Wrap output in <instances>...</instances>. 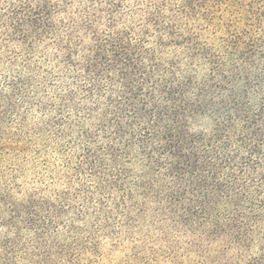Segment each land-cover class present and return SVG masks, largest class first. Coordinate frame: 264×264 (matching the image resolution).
Here are the masks:
<instances>
[{
	"label": "trees",
	"instance_id": "trees-1",
	"mask_svg": "<svg viewBox=\"0 0 264 264\" xmlns=\"http://www.w3.org/2000/svg\"><path fill=\"white\" fill-rule=\"evenodd\" d=\"M171 49L183 65L166 59ZM201 68L212 75L198 79ZM229 70L246 85L215 80V99L207 86ZM163 75L203 85L201 106L221 121L196 145L184 126L166 128L162 146L175 149L157 151L148 176L179 169L187 183L136 194L126 142L93 127L82 103L91 90L112 94L120 77V112L145 121L148 82ZM254 101L259 129L245 141L248 132H233ZM73 113L87 127L73 130ZM262 121L264 0H0V264H95L121 219L193 235L200 242L189 243L217 247L223 263L264 264Z\"/></svg>",
	"mask_w": 264,
	"mask_h": 264
},
{
	"label": "rangeland",
	"instance_id": "rangeland-1",
	"mask_svg": "<svg viewBox=\"0 0 264 264\" xmlns=\"http://www.w3.org/2000/svg\"><path fill=\"white\" fill-rule=\"evenodd\" d=\"M165 57L166 59L174 58L178 64L181 63L182 65L186 62L185 54L180 50H167ZM202 74L212 75V71L201 68L198 79H201ZM237 75L244 76V73L235 74L230 70L220 71L213 82L207 86L212 89L215 88L213 93L211 89L212 95L216 96L215 99L221 97V89H218L219 86L216 81H220L225 76H227L225 80H230L231 77L239 80L240 88L246 85L243 80L237 78ZM128 77L132 78L134 84L138 81L137 77L132 74ZM115 78L120 80V84L112 94L111 90L106 87L103 90H91L82 105L90 109L94 115L93 127H102L104 135L110 139L116 138L126 142L124 145L126 149L122 158L127 165V180L133 183L132 189L138 194L145 193L150 188H174L186 184L187 177L180 173L179 169L172 172L171 168H168L153 178H149L148 169L150 168L149 165H153L151 162L154 161L157 151L160 152V149L163 148L165 150L175 149L162 146L164 141L169 138L165 132L166 128L172 130L178 125L184 126L188 134L194 138L192 142L195 145L206 142L216 133V123H219L221 118L215 116L211 108L201 106V98L197 97L198 88L201 89L203 85H191V88L190 85L183 86L181 84L183 83L182 78L178 77L172 78L174 79L172 84L170 82L172 79L168 75L150 79L153 83L149 81L147 88L153 91L147 100L151 103L145 105L147 116L145 121L140 122L137 117L127 120V115L120 112L121 101L123 102L124 97L128 95V90L120 77ZM179 84L180 89L187 91H180L177 87ZM249 93L253 95L255 91L250 90ZM255 109H260L255 106V101L243 106L241 116L243 120L238 122L234 120L237 122V127L233 132L235 137L238 136L239 132H248L249 135L245 139L248 141L250 133L254 129H259L256 127L260 120V112L255 115ZM74 115L75 113L72 117L70 116V121L74 124L73 130L83 126L87 127L84 116H78L73 120ZM262 123L264 125V121ZM169 130L167 131L169 132ZM145 145L150 147L153 154L146 153ZM122 147L123 145L120 149ZM51 149L52 147L49 150ZM178 153L175 152L168 163H175L174 157ZM56 165L62 167L58 161ZM58 181L61 183L60 180ZM57 182L51 184L55 189L61 187V184H57ZM116 231V240L105 239L102 243L95 264H200L198 259L193 256L203 252L211 257L204 264H227L222 262L217 247L196 246L189 243V240L200 242L193 235L173 232L170 229L165 232L161 230L160 224L145 222V219H121Z\"/></svg>",
	"mask_w": 264,
	"mask_h": 264
}]
</instances>
